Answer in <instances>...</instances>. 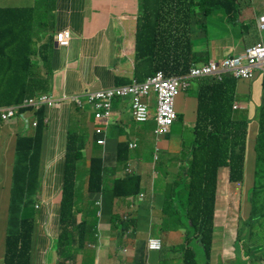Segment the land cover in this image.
Instances as JSON below:
<instances>
[{
	"label": "crops",
	"instance_id": "obj_1",
	"mask_svg": "<svg viewBox=\"0 0 264 264\" xmlns=\"http://www.w3.org/2000/svg\"><path fill=\"white\" fill-rule=\"evenodd\" d=\"M31 3V42L26 54L32 66L26 80L34 93L29 97L50 95L55 101L52 106L42 107L39 116L37 111L29 113L42 129L30 264L58 261L55 242L60 231L64 155L70 135L76 144H85L86 155L82 159V163L86 160L85 170L81 168L79 173L85 176L84 186L76 189L79 195L75 191L79 203L75 207L76 221L87 219L89 226L96 224L94 236L85 239L74 264H136V257L138 264L139 257H145V264H183L186 248L183 244L202 250L195 233L184 224L188 185L186 190L182 185L188 184L187 170L196 140L197 87L201 78L192 80L177 97L178 120L166 135L155 133L154 117L137 123L126 96L112 100V114L108 118L95 119L85 92L141 82L156 71L148 74L151 67L146 60L135 64L138 0H32ZM47 5L50 13L46 15ZM258 5L263 10H258ZM263 14L264 0H243L239 14L234 15L237 20L222 13L212 20L208 16L200 19L192 13H182V39L173 45L184 54L190 67L193 63L222 59L258 42L264 43V31L259 30L257 22ZM167 18L172 20L171 15ZM63 28L70 29L71 38L68 45L58 46L54 36ZM220 70L218 75L206 78L217 81L225 76L236 78L234 119L238 124L247 121L244 180L242 184H229V169H219L211 260L202 264H264V256H257L260 248L256 232L250 228L256 213L252 190L264 187L256 183L259 167L264 165V151L258 154L256 145L264 70L257 68L251 80ZM62 96L66 98L60 103L57 99ZM78 99L84 106L77 105ZM150 99L154 116L153 93ZM34 130H24L19 120L0 121V264H4L14 145L17 136H31ZM96 130H100L99 135ZM97 138L103 139L104 144L97 145ZM117 153L126 160L116 163ZM90 158L104 159V186L101 194L88 197ZM131 173L140 176L141 193L112 197V179ZM244 228H248L245 236L237 239V233L242 234ZM150 238L161 240L160 251L148 249ZM245 242L250 243L248 250L243 249L246 255L240 251ZM164 251L169 254L165 256Z\"/></svg>",
	"mask_w": 264,
	"mask_h": 264
},
{
	"label": "trees",
	"instance_id": "obj_2",
	"mask_svg": "<svg viewBox=\"0 0 264 264\" xmlns=\"http://www.w3.org/2000/svg\"><path fill=\"white\" fill-rule=\"evenodd\" d=\"M241 4V0H138L139 23L134 51L136 66L146 60L151 67L148 74L157 69L168 77L188 74L190 64L173 45L182 39L181 14L192 13L202 19L218 9L232 19L239 14ZM32 14L31 6L0 7V107L18 104L34 93L26 80L32 66L26 54L31 42ZM169 15L172 20H168ZM235 87L236 78L232 76H225L222 81L204 77L197 87L196 140L187 170L188 197L184 224L195 233L207 262L213 244L218 171L220 168L229 169V184H242L244 180L247 121L238 124L234 119ZM262 87L257 148L264 146V79ZM41 130L38 122L31 136H17L14 145L4 264H30L36 213L34 205L39 190ZM84 145L76 144L72 135L66 144L59 209L60 231L55 242L56 264H74L77 251L83 247L85 239L94 236L96 231V224L89 226L87 219L79 223L76 221L75 207L79 203L76 201L75 179ZM124 160L126 158L122 159L117 153L115 162L122 163ZM104 164L103 158L89 159L88 195L102 193ZM262 189L264 187L252 190L253 195ZM110 190L115 198L138 196L141 193L140 176L131 173L113 178ZM250 254L256 257L253 252ZM183 260V264H198L197 256L190 248L185 249ZM145 261V257H139V264H145ZM134 262L138 264V257Z\"/></svg>",
	"mask_w": 264,
	"mask_h": 264
},
{
	"label": "built area",
	"instance_id": "obj_3",
	"mask_svg": "<svg viewBox=\"0 0 264 264\" xmlns=\"http://www.w3.org/2000/svg\"><path fill=\"white\" fill-rule=\"evenodd\" d=\"M258 28L264 31V14L258 17ZM55 42L58 46H66L71 38L68 28L56 32ZM264 70V43L258 42L248 46L244 51L229 54L219 60H211L202 66H192L188 74L166 76L161 70H156L141 82L115 85V87L101 89L93 92H85L84 97L95 119L108 118L111 113V102L116 98L126 96L130 99V111L137 123H144L154 117L156 123L155 133L163 136L170 133L172 126L178 120L176 99L182 91L187 89L192 80L210 75H218L221 70L230 72L236 77L251 80L255 76L256 69ZM156 98V110L154 116L150 111V95ZM65 96L57 99L65 100ZM54 99L50 95H35L22 100L18 104L3 106L0 108V121L19 120L24 129L33 128L37 124L30 118V112H36L42 107L52 106ZM77 105L82 107L83 101L77 100ZM237 106V105H236ZM97 135L100 130H96ZM96 144L103 145L104 140L97 138ZM37 208V206H35ZM149 250L160 251L162 242L158 238H150L147 245Z\"/></svg>",
	"mask_w": 264,
	"mask_h": 264
},
{
	"label": "rangeland",
	"instance_id": "obj_4",
	"mask_svg": "<svg viewBox=\"0 0 264 264\" xmlns=\"http://www.w3.org/2000/svg\"><path fill=\"white\" fill-rule=\"evenodd\" d=\"M242 1L243 0H241V2ZM31 2H32V0H0V7H3V6H32L33 4ZM257 9L258 10H263V7L258 5ZM44 13L46 15L50 13L48 5L46 6V9H45ZM219 13H221V11H219L218 9H214L212 14L210 16L206 17V18H209V19L212 20ZM204 18L205 17H203L202 19H204ZM211 60H215V59H211ZM211 60H208L206 62L193 63L192 66H202V65L207 64ZM32 61H33V64H34L35 63V59H32ZM175 125L176 124L174 123L173 126L175 127ZM99 148L102 151L104 150V147H99ZM152 150L154 152V147H153ZM83 151H82V153H83L82 159L86 157L85 152H83ZM257 151H258V154H259V152L262 153V151H264V146L258 147ZM82 162L83 161L81 160L78 163V169H77L76 179H75V185H76L75 191H76V189L78 191L81 190V188L84 186V177L85 176L83 177L79 173H80L81 168H83V170H85V162H86V160H84V163H82ZM256 183H257L258 186L264 185V165L259 167L258 176L256 177ZM182 185H183L184 190H186L187 183L183 182ZM224 185L228 188V184H227L226 181L224 182ZM76 193H77V191H76ZM182 193L185 194V192H182ZM79 194L80 193H77V195H79ZM94 195H96V194H94ZM90 196H93V195H88V197H90ZM86 197H87V195L84 196V198H86ZM252 200H253L254 209L256 210V213H255V215L253 217V223L251 224L250 228H251L252 231L256 232L255 238L257 239V243H258L259 248H260L259 249L260 250V254H258L257 256H264V189L259 190L256 193L255 197L252 198ZM247 230H248V228H246V229L244 228L242 230V234L237 233V235H236L237 239L238 238H242L243 236H245ZM154 231L157 232L158 230H154ZM187 231L188 230H185V232H187ZM183 240L186 241V238H183ZM249 244L250 243L245 242V243H243V245L240 248V251H243L244 255H246L244 250H248L249 247H250ZM147 245H148V242H147ZM183 245H186V248H184V251H185V249L187 250L189 248L188 247V243L187 244L185 243ZM190 249L193 250L195 252L196 256H197V261L196 262L198 264H202L203 261L205 260L202 250H199V249H197L194 246H190ZM168 254H169L168 251H164V255L165 256H167ZM74 258H75V256H74ZM210 260H211V257H210L208 262H210ZM230 260H231V258H229L227 261L230 262Z\"/></svg>",
	"mask_w": 264,
	"mask_h": 264
},
{
	"label": "water",
	"instance_id": "obj_5",
	"mask_svg": "<svg viewBox=\"0 0 264 264\" xmlns=\"http://www.w3.org/2000/svg\"><path fill=\"white\" fill-rule=\"evenodd\" d=\"M114 87H115V85H114ZM28 98V97H27ZM24 100V99H23ZM9 106V105H8ZM1 108V107H0ZM10 121V120H9ZM14 121H18V120H14ZM22 124V123H21ZM23 127V126H22ZM36 127V126H35ZM35 127H33V128H35ZM33 128H28V129H33ZM24 129V128H23ZM24 130H27V129H24Z\"/></svg>",
	"mask_w": 264,
	"mask_h": 264
},
{
	"label": "bare ground",
	"instance_id": "obj_6",
	"mask_svg": "<svg viewBox=\"0 0 264 264\" xmlns=\"http://www.w3.org/2000/svg\"><path fill=\"white\" fill-rule=\"evenodd\" d=\"M7 201H8V199H7Z\"/></svg>",
	"mask_w": 264,
	"mask_h": 264
},
{
	"label": "clouds",
	"instance_id": "obj_7",
	"mask_svg": "<svg viewBox=\"0 0 264 264\" xmlns=\"http://www.w3.org/2000/svg\"><path fill=\"white\" fill-rule=\"evenodd\" d=\"M98 145V144H97Z\"/></svg>",
	"mask_w": 264,
	"mask_h": 264
}]
</instances>
